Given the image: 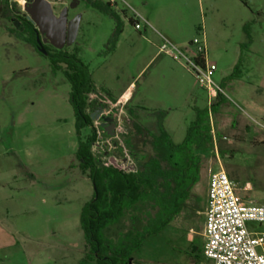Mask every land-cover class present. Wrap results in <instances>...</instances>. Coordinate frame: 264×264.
I'll list each match as a JSON object with an SVG mask.
<instances>
[{"label": "rangeland", "instance_id": "1", "mask_svg": "<svg viewBox=\"0 0 264 264\" xmlns=\"http://www.w3.org/2000/svg\"><path fill=\"white\" fill-rule=\"evenodd\" d=\"M50 1L57 15L72 2ZM8 2L13 9L20 6L21 12L14 9L15 14L26 13L18 0ZM6 4L0 0V264H80L88 251L80 213L92 197L93 184L76 158L79 138L70 83L62 70L52 69L48 57L11 34L9 28L17 29L19 22ZM116 4L112 7L118 18L86 0L77 2L69 17L82 14V18L76 41L68 49H79L99 92L116 100L131 90L123 106L127 127L130 105L139 110L143 122L162 124L180 143L196 118L194 107L208 106L207 91L183 61L163 50L164 45L194 54L195 47L189 44L201 37L209 61L217 64L214 80L224 89L226 101L211 114V122L226 157L218 149L207 154L201 180L184 211L160 233L147 237L129 260V264H203L205 258L197 259L188 242L195 238V251L204 244L209 169L222 167L241 198L264 204V131L249 118L264 117V0H117ZM133 17H138L140 29L130 21ZM247 23L250 37L244 28ZM241 44H246L242 77L223 86L240 57ZM90 133L91 128L85 127L82 138ZM155 211L151 202H142L107 227L106 237L115 247L121 246L120 239L135 242L137 231Z\"/></svg>", "mask_w": 264, "mask_h": 264}, {"label": "trees", "instance_id": "2", "mask_svg": "<svg viewBox=\"0 0 264 264\" xmlns=\"http://www.w3.org/2000/svg\"><path fill=\"white\" fill-rule=\"evenodd\" d=\"M86 1L118 18L109 2ZM6 5V10L19 21L17 29L9 28L11 34L34 46L39 54L48 57L52 69L62 70L70 83V103L79 138L76 158L81 171L87 174L93 184L92 197L85 202L80 213V224L88 248L80 264L92 261L97 264H129L134 252L142 248L147 237L160 233L184 211L193 195V187L201 180L202 165L207 154L218 149V153L223 158L226 157V150L219 145L221 136L215 137L211 122V113H216L226 100L220 94L210 109L208 106L194 107L196 118L189 123L186 135L180 143L174 142L162 124L151 125L143 122L139 110L128 106L130 125L126 144L139 161L137 172L124 171L111 157L99 162L92 151L96 130L91 112L88 111L94 105V102H89L90 94L99 91L89 65L80 57L77 47L73 50H69L68 46L56 49L46 44L49 53L42 54L37 48L35 24L27 19L26 13L15 14L14 9L21 12L18 4L13 9L7 0ZM130 21L135 24L133 18H130ZM249 26L250 23H247L244 27L248 37ZM245 45H240V57L232 73L223 79V86L242 77ZM105 92L111 95L110 92ZM88 126L91 133L82 138V129ZM146 201L151 202L156 211L143 225L142 230L137 231V240L129 242L120 239L118 243H121V246L115 247L113 240L106 237L104 230L118 223L127 213L137 210L139 205ZM197 251L195 257L198 259L202 255V249Z\"/></svg>", "mask_w": 264, "mask_h": 264}, {"label": "built area", "instance_id": "3", "mask_svg": "<svg viewBox=\"0 0 264 264\" xmlns=\"http://www.w3.org/2000/svg\"><path fill=\"white\" fill-rule=\"evenodd\" d=\"M18 1L24 9L26 0ZM107 1L117 7V0ZM133 19L135 27L140 29L138 17ZM144 22L147 23L146 20ZM189 45L195 47L194 54L167 45H164L163 50L169 52L175 60L183 61L191 69L199 85L207 91L210 109L219 95L225 94L224 89L214 80L217 64L208 59L205 39L195 38ZM99 93L101 94L92 93L89 97V102H94V105L88 111L91 114L98 112V117L93 119L96 138L92 151L99 162L111 157L124 171L137 172L139 161L126 144L129 130L123 115V106L129 101L131 91L128 89L116 100L103 92ZM107 117L112 118L114 125L112 135L107 134L103 126ZM249 118L264 131V117ZM105 124L110 126L111 122L106 121ZM204 213L202 254L206 261L203 264H264V204L241 198L235 182L222 167L209 169Z\"/></svg>", "mask_w": 264, "mask_h": 264}, {"label": "water", "instance_id": "4", "mask_svg": "<svg viewBox=\"0 0 264 264\" xmlns=\"http://www.w3.org/2000/svg\"><path fill=\"white\" fill-rule=\"evenodd\" d=\"M78 1L74 0L69 7L75 8ZM69 7H64L57 15L50 0H26L24 10L27 19L32 21L37 28V48L42 54L49 53L45 47L46 44L52 45L56 49H63L75 43L82 14H77L74 18L69 19ZM97 117L98 112L91 114L92 119ZM106 121L111 122L110 126H106ZM103 126L107 134H113L114 125L111 117L105 118Z\"/></svg>", "mask_w": 264, "mask_h": 264}, {"label": "crops", "instance_id": "5", "mask_svg": "<svg viewBox=\"0 0 264 264\" xmlns=\"http://www.w3.org/2000/svg\"><path fill=\"white\" fill-rule=\"evenodd\" d=\"M131 91V90H130ZM129 107H130V105H129ZM175 142V141H174ZM207 190H208V183H207V188H206V200H205V202H206V204H205V208H206V205H207ZM124 218V217H123ZM204 223H205V218H204ZM204 230V229H203ZM194 242H195V238H193V237H190L189 238V242H188V246L190 247V245H194V250H192L191 251V253H193L194 255H195V250H196V248H195V244H194ZM202 248H203V246H202ZM201 248V249H202ZM202 256H203V254H202Z\"/></svg>", "mask_w": 264, "mask_h": 264}, {"label": "flooded vegetation", "instance_id": "6", "mask_svg": "<svg viewBox=\"0 0 264 264\" xmlns=\"http://www.w3.org/2000/svg\"><path fill=\"white\" fill-rule=\"evenodd\" d=\"M73 1H74V0H72V2H73ZM79 1H80V0H79ZM79 1H78V2H79ZM72 2H70V4H71ZM70 4H69V6H70ZM70 9L73 10L74 8H70V7H69V11H68V18H69V19H72V18H74L77 14H74V15H72V16L69 17ZM18 22H19V21H18ZM18 25H19V23H18ZM21 28H22V27H21ZM190 246H191V250H194V245H190Z\"/></svg>", "mask_w": 264, "mask_h": 264}]
</instances>
